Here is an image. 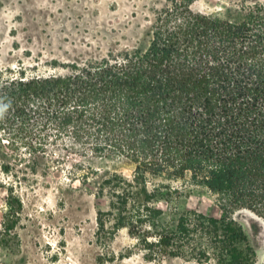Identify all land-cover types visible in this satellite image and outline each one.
Here are the masks:
<instances>
[{
	"label": "trees",
	"instance_id": "obj_1",
	"mask_svg": "<svg viewBox=\"0 0 264 264\" xmlns=\"http://www.w3.org/2000/svg\"><path fill=\"white\" fill-rule=\"evenodd\" d=\"M196 1L169 0L145 49H110L104 57L55 65L47 75L29 76L22 66L0 73V104L7 105L0 169L11 167L1 162L5 140L19 142L33 171L47 155L56 156L43 169L63 166L57 153L77 146L81 161L70 166L68 179L108 200L109 211H99L101 230L104 215L114 229L131 232L135 221H151L163 256L257 264L230 213L245 209L264 222V4L220 18L193 11ZM89 158L129 163L132 175L102 177L85 165ZM187 179L216 195L225 215L188 213L164 227L155 204L179 195L174 183ZM7 205L3 228L10 235L22 203L9 196Z\"/></svg>",
	"mask_w": 264,
	"mask_h": 264
},
{
	"label": "rangeland",
	"instance_id": "obj_2",
	"mask_svg": "<svg viewBox=\"0 0 264 264\" xmlns=\"http://www.w3.org/2000/svg\"><path fill=\"white\" fill-rule=\"evenodd\" d=\"M168 1L0 0V73L17 72L22 66L29 76L47 75L55 72V65L104 57L110 49H145L148 31ZM256 3L264 0H198L192 10L229 18L240 7ZM80 153L71 145L69 152L57 153L66 164L45 170L41 163H51L56 156L47 155L33 171V158L19 142H3L1 162L11 167L7 173L0 169V264H193L161 254L154 230H149L151 221H135L131 232L114 229L113 219L104 215L101 230L99 211H109L108 200L97 198L94 186L68 179L70 166L81 161ZM85 165L102 177L116 172L130 177L133 172V165L112 159L89 158ZM174 187L179 195L155 204L164 211V227H173L188 213L217 219L225 215L221 200L209 190L188 179ZM9 196L22 203L19 223L10 235L3 228ZM230 217L247 235L257 264H263V220L245 209Z\"/></svg>",
	"mask_w": 264,
	"mask_h": 264
},
{
	"label": "clouds",
	"instance_id": "obj_3",
	"mask_svg": "<svg viewBox=\"0 0 264 264\" xmlns=\"http://www.w3.org/2000/svg\"><path fill=\"white\" fill-rule=\"evenodd\" d=\"M7 105L0 104V115H3V112L6 110Z\"/></svg>",
	"mask_w": 264,
	"mask_h": 264
}]
</instances>
